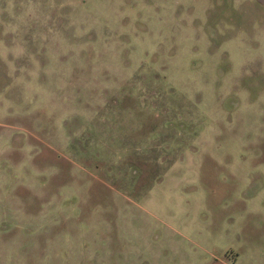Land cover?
Here are the masks:
<instances>
[{
  "label": "rangeland",
  "instance_id": "rangeland-1",
  "mask_svg": "<svg viewBox=\"0 0 264 264\" xmlns=\"http://www.w3.org/2000/svg\"><path fill=\"white\" fill-rule=\"evenodd\" d=\"M258 210L261 6L0 0V264L187 259L164 246L202 235L229 257L224 223L264 239Z\"/></svg>",
  "mask_w": 264,
  "mask_h": 264
},
{
  "label": "crops",
  "instance_id": "crops-1",
  "mask_svg": "<svg viewBox=\"0 0 264 264\" xmlns=\"http://www.w3.org/2000/svg\"><path fill=\"white\" fill-rule=\"evenodd\" d=\"M256 4L262 7L264 11V0H253ZM263 208V207H261ZM260 211V210H258ZM261 215H258L260 219L264 218V211H260ZM262 221V220H259ZM264 221V220H263ZM250 222H240L236 228L235 219L230 223H224V229L238 230L239 234L243 236L240 237L238 244L235 247L229 248L230 256L222 253L221 248L217 244L211 243L209 237L202 235V239H194L188 236H185L180 241H177L172 238V241L169 244L164 246V250L169 253L171 248L173 251L178 250L179 248L185 247L189 250L188 258L178 259L176 254L170 253L168 255L155 256V261L152 259V264H264V239L261 237L255 236L259 228L249 224ZM241 225V226H240ZM12 222L9 226H0L2 232H6L11 229ZM216 228H218L216 224ZM192 235L195 233L190 232ZM185 246V247H184ZM179 257H181L179 255ZM92 256L84 260L85 264H90L93 261Z\"/></svg>",
  "mask_w": 264,
  "mask_h": 264
}]
</instances>
